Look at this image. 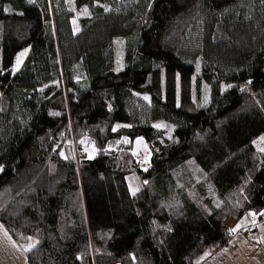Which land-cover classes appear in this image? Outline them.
<instances>
[{
    "label": "trees",
    "instance_id": "1",
    "mask_svg": "<svg viewBox=\"0 0 264 264\" xmlns=\"http://www.w3.org/2000/svg\"><path fill=\"white\" fill-rule=\"evenodd\" d=\"M263 136L264 0H0V222L29 264L208 262L264 220Z\"/></svg>",
    "mask_w": 264,
    "mask_h": 264
},
{
    "label": "crops",
    "instance_id": "2",
    "mask_svg": "<svg viewBox=\"0 0 264 264\" xmlns=\"http://www.w3.org/2000/svg\"><path fill=\"white\" fill-rule=\"evenodd\" d=\"M232 244L204 264H264V220L247 214ZM0 264H29L21 248L0 222Z\"/></svg>",
    "mask_w": 264,
    "mask_h": 264
},
{
    "label": "rangeland",
    "instance_id": "3",
    "mask_svg": "<svg viewBox=\"0 0 264 264\" xmlns=\"http://www.w3.org/2000/svg\"><path fill=\"white\" fill-rule=\"evenodd\" d=\"M29 55V50H25L23 52H21L17 58H16V62H15V66L13 68V73H17L22 66L24 65L27 57ZM222 91V87L220 84H214L212 87L209 88L208 90V95L207 98L211 101H215L221 94ZM163 127V128H167L170 130V127L168 125H166V123H159L158 127ZM123 127V125H118L117 128H121ZM127 144L129 143V141H126ZM134 145V153H136L139 162L144 165L147 166L149 161H150V151L149 148L146 144V142L144 141V139L139 138L136 139L133 143ZM256 145L259 149L264 150V136L262 138H260L259 140L256 141ZM133 190H135V188H132ZM249 216H255L254 213H250Z\"/></svg>",
    "mask_w": 264,
    "mask_h": 264
}]
</instances>
